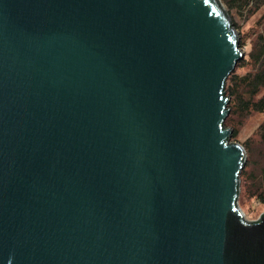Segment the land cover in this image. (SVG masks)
I'll return each instance as SVG.
<instances>
[{
    "label": "water",
    "instance_id": "95a60500",
    "mask_svg": "<svg viewBox=\"0 0 264 264\" xmlns=\"http://www.w3.org/2000/svg\"><path fill=\"white\" fill-rule=\"evenodd\" d=\"M239 41L221 0H0V264H264Z\"/></svg>",
    "mask_w": 264,
    "mask_h": 264
},
{
    "label": "trees",
    "instance_id": "16d2710c",
    "mask_svg": "<svg viewBox=\"0 0 264 264\" xmlns=\"http://www.w3.org/2000/svg\"><path fill=\"white\" fill-rule=\"evenodd\" d=\"M221 3L232 18V25L239 29L241 21L246 23L256 17L245 31L240 30L239 47L248 52L236 61L222 87L228 111L222 125L231 131L228 142L235 144L231 140L237 141L246 121L264 114V0H221ZM242 146L246 156L239 173L237 197L242 193L244 198L264 207V118Z\"/></svg>",
    "mask_w": 264,
    "mask_h": 264
},
{
    "label": "rangeland",
    "instance_id": "374dc122",
    "mask_svg": "<svg viewBox=\"0 0 264 264\" xmlns=\"http://www.w3.org/2000/svg\"><path fill=\"white\" fill-rule=\"evenodd\" d=\"M224 7H225V5H224ZM255 18L256 17L251 18L246 23L241 21L240 25L242 27L240 29L237 28L236 26H234V29L236 31H238L239 38L241 35L240 30L242 29V31H245L254 22ZM231 21H232V18H231ZM241 49L244 51L245 54L248 52V49H245V48H241ZM239 72H241V71H239ZM263 118H264V114L263 115H254L253 117H251L248 121H246L245 125L242 128H240L238 136H237V141L231 140V142H237L239 145L242 146V143L248 138V136L253 134L255 128L263 120ZM244 152H245V156H246V151L244 150ZM237 203H238V206L244 215V219L247 221H255V220L259 219V217L264 213V207L263 206L259 205L255 200H250V199L244 198L242 193L238 197Z\"/></svg>",
    "mask_w": 264,
    "mask_h": 264
}]
</instances>
